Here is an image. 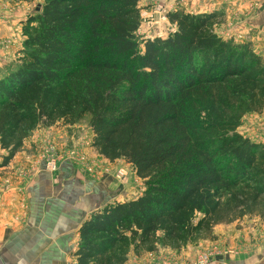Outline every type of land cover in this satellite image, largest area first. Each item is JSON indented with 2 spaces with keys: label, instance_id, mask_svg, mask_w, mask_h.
<instances>
[{
  "label": "trees",
  "instance_id": "obj_1",
  "mask_svg": "<svg viewBox=\"0 0 264 264\" xmlns=\"http://www.w3.org/2000/svg\"><path fill=\"white\" fill-rule=\"evenodd\" d=\"M40 1L20 66L0 78V168L38 127L87 116L93 151L132 165L146 186L81 224L76 264H125L264 218V144L236 132L264 111V62L249 44L216 35V14L177 9L175 32L139 53V0Z\"/></svg>",
  "mask_w": 264,
  "mask_h": 264
},
{
  "label": "rangeland",
  "instance_id": "obj_2",
  "mask_svg": "<svg viewBox=\"0 0 264 264\" xmlns=\"http://www.w3.org/2000/svg\"><path fill=\"white\" fill-rule=\"evenodd\" d=\"M232 1L221 2L223 4L231 2L230 7L222 5L213 12L195 14L191 13L193 9L186 5L185 0L176 2L139 0L141 21L134 33L139 53L143 52L146 41L165 39L175 32L176 27L168 22L167 14L180 9L194 15L216 14L218 17V22L214 26L216 35L235 44H249L253 52L264 62V36L257 30L255 24L264 0ZM41 9L40 0H0V78L14 72L20 66L26 40L25 24L30 18L39 16ZM236 132L252 143L264 144V111L260 114L244 115ZM91 139L92 132L87 116L73 126L58 123L51 127H38L24 141L22 149L18 152L31 157V161L21 162L8 171L1 167L0 186L24 187L37 174L41 172L54 174L58 172L60 165L71 163L78 175H84L92 182L102 183L107 189L104 207L140 197L146 186L144 181L136 176L134 167L123 160L109 162L100 157L93 151ZM5 156L7 152L0 150V163ZM76 245L78 246V242ZM77 246L74 249H77ZM188 246L193 248L191 250H194L195 257L191 262L182 264H200L202 259L203 264H233L239 259L262 264L264 218L258 215L245 216L241 221L218 225L208 238ZM185 248L177 251H184ZM173 251L177 253L175 250L158 246L153 253L135 255L131 252L125 264H156L158 260L166 262L172 258L168 253Z\"/></svg>",
  "mask_w": 264,
  "mask_h": 264
},
{
  "label": "crops",
  "instance_id": "obj_3",
  "mask_svg": "<svg viewBox=\"0 0 264 264\" xmlns=\"http://www.w3.org/2000/svg\"><path fill=\"white\" fill-rule=\"evenodd\" d=\"M185 2L193 9L191 13L195 14L213 12L222 5L232 6L231 2L221 3L223 0ZM255 24L264 36V5ZM28 161H31V157L20 152L3 167L4 171ZM72 166L71 163H64L57 173L41 172L24 187L0 186L2 264H76L73 253L78 242V229L92 213L106 205L104 200L108 191L102 183L78 175ZM191 249L188 246L184 251L169 252L172 256L169 261L158 260L156 264L189 263L195 257ZM233 264L257 262L239 259Z\"/></svg>",
  "mask_w": 264,
  "mask_h": 264
},
{
  "label": "built area",
  "instance_id": "obj_4",
  "mask_svg": "<svg viewBox=\"0 0 264 264\" xmlns=\"http://www.w3.org/2000/svg\"><path fill=\"white\" fill-rule=\"evenodd\" d=\"M201 262H200V264H203L204 263V259H202V260H200Z\"/></svg>",
  "mask_w": 264,
  "mask_h": 264
},
{
  "label": "water",
  "instance_id": "obj_5",
  "mask_svg": "<svg viewBox=\"0 0 264 264\" xmlns=\"http://www.w3.org/2000/svg\"><path fill=\"white\" fill-rule=\"evenodd\" d=\"M0 264H2L1 261H0Z\"/></svg>",
  "mask_w": 264,
  "mask_h": 264
}]
</instances>
